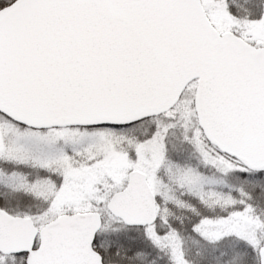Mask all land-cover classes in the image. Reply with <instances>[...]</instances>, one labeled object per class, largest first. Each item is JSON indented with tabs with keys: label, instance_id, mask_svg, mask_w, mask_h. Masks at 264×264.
Here are the masks:
<instances>
[{
	"label": "snow or ice",
	"instance_id": "snow-or-ice-1",
	"mask_svg": "<svg viewBox=\"0 0 264 264\" xmlns=\"http://www.w3.org/2000/svg\"><path fill=\"white\" fill-rule=\"evenodd\" d=\"M0 264H264V0H0Z\"/></svg>",
	"mask_w": 264,
	"mask_h": 264
}]
</instances>
